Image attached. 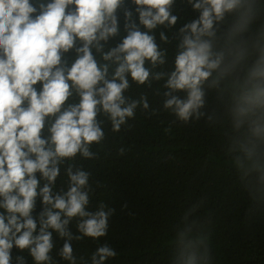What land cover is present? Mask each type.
Listing matches in <instances>:
<instances>
[{
  "label": "clouds",
  "instance_id": "1",
  "mask_svg": "<svg viewBox=\"0 0 264 264\" xmlns=\"http://www.w3.org/2000/svg\"><path fill=\"white\" fill-rule=\"evenodd\" d=\"M176 2L0 0V264H57L54 250L88 264L74 242L106 236L114 209L90 208L92 174L76 160L97 157L106 125L119 133L137 109L150 110L133 85L155 84L162 109L188 123L202 114L206 87L245 67L231 114L247 135L232 164L264 184V21L253 32L264 0H183L198 15L178 29ZM205 242L189 240L170 264H210L209 246L202 258L196 248ZM116 255L105 243L90 261Z\"/></svg>",
  "mask_w": 264,
  "mask_h": 264
},
{
  "label": "trees",
  "instance_id": "2",
  "mask_svg": "<svg viewBox=\"0 0 264 264\" xmlns=\"http://www.w3.org/2000/svg\"><path fill=\"white\" fill-rule=\"evenodd\" d=\"M175 11L181 17L176 29L198 15L183 0H177ZM261 21L264 7L258 9L253 32ZM168 48L171 68L175 43ZM245 71L241 66L206 87L202 114L188 123L162 109L155 84L153 89L133 85L129 94L147 92L150 110L137 109L128 121L131 127L122 126L119 133L106 125L105 141L93 146L97 157L76 160L92 174L90 208L103 202L114 209L106 236L74 242L78 257L91 264V253L106 243L117 255L105 264H170L189 240L206 237L208 245L196 248L202 258L209 246L210 264H264V184L259 173L245 174L232 164L242 155L240 142L247 135V126L236 129L231 114ZM257 143L264 151V141ZM40 210L38 202L34 215ZM19 254L13 249V256ZM53 256L57 264H67L55 250Z\"/></svg>",
  "mask_w": 264,
  "mask_h": 264
}]
</instances>
